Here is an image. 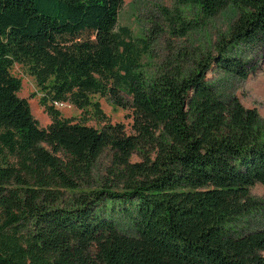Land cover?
Here are the masks:
<instances>
[{"label": "trees", "instance_id": "obj_1", "mask_svg": "<svg viewBox=\"0 0 264 264\" xmlns=\"http://www.w3.org/2000/svg\"><path fill=\"white\" fill-rule=\"evenodd\" d=\"M123 2L0 0V264H264V228H246L261 207L251 189L264 185V121L208 78L212 67L253 73L233 53L264 52V0H178L235 19L194 68L175 62L152 76L142 69L149 45L118 27ZM178 17L171 25L185 36L194 26ZM17 62L44 92L46 128L18 95ZM121 92L132 97V133L55 106L84 108L100 93L126 107ZM108 148L112 164L93 188Z\"/></svg>", "mask_w": 264, "mask_h": 264}, {"label": "rangeland", "instance_id": "obj_2", "mask_svg": "<svg viewBox=\"0 0 264 264\" xmlns=\"http://www.w3.org/2000/svg\"><path fill=\"white\" fill-rule=\"evenodd\" d=\"M182 16L187 22H192L194 29L183 36L171 25ZM235 19L233 11L222 12L216 17L208 18L198 6H184L178 0H124L119 13L118 27H128L134 38L145 40L149 45L148 53L142 60L144 74L152 76L161 71L164 66L178 62L186 68H194L200 57L216 52V45L221 35L228 32L230 24ZM233 55L251 61L255 70L247 79H239L227 74L217 67H212L208 78L216 83L220 93L226 98H238L247 108H254L264 121V52L258 47L239 46ZM13 75L21 78L22 87L18 95L26 98L31 112L40 127H48L52 116L43 104L44 92L38 86L36 78L30 74L29 67L23 63H15L11 69ZM120 99L126 107L117 105L110 95L100 93L90 94L91 105L79 108L71 102L55 104L60 116L81 122L97 128L103 127L106 122L122 123L127 133H132L134 123V109L131 106L132 97L121 92ZM52 104V102H51ZM96 104H98L99 109ZM142 155L136 151L132 162L142 160ZM113 160V151L108 148L99 158L94 179L97 182L92 186L98 187L105 177ZM252 196L259 202V212L248 219L246 228H264V185L257 183L251 189ZM73 195L67 193L61 199V205L68 204ZM3 209L0 205V222L3 220ZM123 230L132 233L130 226L125 224Z\"/></svg>", "mask_w": 264, "mask_h": 264}, {"label": "built area", "instance_id": "obj_3", "mask_svg": "<svg viewBox=\"0 0 264 264\" xmlns=\"http://www.w3.org/2000/svg\"><path fill=\"white\" fill-rule=\"evenodd\" d=\"M57 104H59V103L57 102Z\"/></svg>", "mask_w": 264, "mask_h": 264}]
</instances>
